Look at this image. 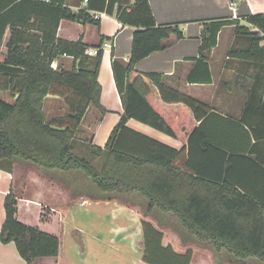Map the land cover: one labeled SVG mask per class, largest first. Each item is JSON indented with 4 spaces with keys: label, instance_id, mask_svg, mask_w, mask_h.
I'll list each match as a JSON object with an SVG mask.
<instances>
[{
    "label": "trees",
    "instance_id": "trees-1",
    "mask_svg": "<svg viewBox=\"0 0 264 264\" xmlns=\"http://www.w3.org/2000/svg\"><path fill=\"white\" fill-rule=\"evenodd\" d=\"M66 0H0V92L11 103L0 99V169L7 171L14 161L33 164L45 170L78 171L103 198L138 194L146 202V212L156 209L171 214L198 242L212 246L245 264L247 260L264 264V202L244 195L225 180L216 181L200 173L186 158L184 148L177 151L137 133L126 126L130 119L167 136L185 138V127L193 119L202 122L209 109L164 85L157 74L139 75L131 82L134 65L150 54L162 51L183 38L177 25L157 26L148 0H87L83 10L72 12ZM91 13L115 17L122 26L132 27V44L126 66L113 58L111 69L123 114L111 130L103 148L88 147L76 140L79 126L89 106L99 105L97 74L102 52L89 57L81 40L69 42L56 37L61 21L99 26ZM253 27L233 21L202 24L198 63L207 68V57L217 44V34L226 25L235 26V39L229 52L255 67L248 106L262 103L264 93V13L245 18ZM37 31L39 36L29 35ZM9 38L4 43L6 32ZM262 35V36H261ZM72 59L69 69L52 68L58 58ZM145 80L158 90L165 104H181L187 110L160 111L148 102L150 90ZM64 90L69 97L61 96ZM57 96L68 111L62 118L48 122L43 102ZM150 101V100H149ZM187 136L192 139L197 126ZM254 138L260 135L251 128ZM88 149L90 160L78 156L79 147ZM86 150V149H85ZM83 150V151H85ZM103 159L100 170L93 163ZM2 244L13 243L25 264L38 259L56 258L59 239L25 225L16 219L17 199L10 190L4 197ZM46 220L45 214L41 220ZM142 226V262L145 264H190V250L177 253L163 246V235L147 221Z\"/></svg>",
    "mask_w": 264,
    "mask_h": 264
},
{
    "label": "crops",
    "instance_id": "crops-1",
    "mask_svg": "<svg viewBox=\"0 0 264 264\" xmlns=\"http://www.w3.org/2000/svg\"><path fill=\"white\" fill-rule=\"evenodd\" d=\"M148 3L155 24L177 25L183 38L165 50L138 61L129 75V81L144 74L161 75L164 85L203 104L209 113L202 122L192 119L190 125L187 123L184 139L167 136L134 119L128 120L126 126L177 151L184 148L186 158L190 159L195 170L216 178V181L225 179L242 194L255 196L264 202V108L257 104L248 106V91L255 67L229 55L235 39V26L226 25L218 32L217 44L207 57V68L197 62L203 23L227 20L252 31L253 27L245 22V18L263 14L264 0H148ZM65 6L75 13L85 9L86 4L83 0H66ZM91 15L99 26L61 21L56 37L69 42L81 40L87 52H102L97 81L100 86L99 105L104 112L89 106L76 140L88 147L103 148L123 114L111 60L113 58L119 64L127 65L134 29L122 26L115 17L106 14ZM27 34L41 35L32 30ZM8 38L9 31L5 34L4 43ZM105 42L111 43L110 48H104ZM2 50L0 61L5 48ZM71 65L72 59L62 57L55 59L51 66L56 70L58 67L69 69ZM145 82L150 90L148 102L153 109L187 110L181 104L163 103L157 88L149 80ZM49 98L63 102L57 96L46 97ZM262 103L264 105V93ZM64 116L60 114L56 118ZM88 116L89 122L86 121ZM193 126L198 128L188 141L187 136ZM251 128L260 135L259 138L253 137ZM70 176V173L57 171L47 173L22 161H14L7 171L0 169V230L5 218L4 197L11 190L17 199L16 219L59 239L56 258L38 259L33 264H145L142 262V221L149 222L162 233L163 246L170 245L177 253L193 248L190 249L191 263L194 252L200 255L199 258H207L204 261L201 259L206 261L202 264L217 262L216 256L211 253L212 246L184 237L182 226L171 214L159 216L154 209L143 214L146 202L138 194L111 198L83 194L68 197L66 178ZM21 203L36 208L35 224L22 214ZM43 214L46 220H41ZM218 254L223 264H243L230 259L224 252ZM250 262L254 263L246 261ZM0 264L25 262L13 243L0 242Z\"/></svg>",
    "mask_w": 264,
    "mask_h": 264
},
{
    "label": "rangeland",
    "instance_id": "rangeland-1",
    "mask_svg": "<svg viewBox=\"0 0 264 264\" xmlns=\"http://www.w3.org/2000/svg\"><path fill=\"white\" fill-rule=\"evenodd\" d=\"M4 52V49L2 50ZM3 55V54H2ZM61 96L65 95L67 98L69 97V95L64 91V90H61L60 92ZM64 96V97H65ZM52 97V96H50ZM63 97V99H65ZM0 99H2L3 101L7 102V103H11V99L10 97L8 96L7 93H3V92H0ZM62 99V100H63ZM59 100H52V98H49V99H46L44 100L43 102V113H44V116H45V119L48 121V122H51L53 121L57 115H64L67 113L68 109L67 107L65 106L64 102H58ZM90 120V116H88V118L86 119V121L89 122ZM86 149V150H85ZM85 150V151H83ZM75 153L78 155V156H81V157H84L88 160H90V155H89V152H88V149L85 148V146L83 147H79L78 150L75 151ZM102 164H103V159H98L96 161H94L93 163V166L97 169V170H100L101 167H102ZM45 172H49L51 173V171H57L59 173H65V172H60L58 170H45ZM70 173V178H66V191H67V195H69L68 197H73L74 195H78V194H83V195H86V196H93V195H101V193L95 188V186L90 182V180L88 178H86L85 176H83V174L81 172H78V171H73V172H69ZM59 175V174H58ZM62 175V174H60ZM66 175V174H65ZM69 175V174H68ZM16 186V184H15ZM15 190V187L14 189ZM15 192V191H14ZM20 208H21V211H22V214H24L27 218V220H29V222L31 224H35V221H36V208L34 206H29L27 204H24V203H21L20 204ZM154 213H156L157 215L161 216V215H164V213L154 209ZM143 214H146V207H143V210H142ZM56 226V221L54 220V226ZM184 235V237H186L188 240L189 239H194V237L190 234H188L184 229H183V232H182ZM187 243H189L188 241H184ZM190 249H193L191 247L187 248V250H190ZM186 250V251H187ZM212 250V249H211ZM191 251V250H190ZM215 257V259L217 260V262H215V264H223L222 263V260L218 257V253H216L215 251L212 250V252ZM200 255L199 254H196L195 252L193 253V262L190 263V264H202V263H206L203 262L204 260H207V258L201 256V258H199ZM229 257L230 259L232 260H235L237 261V259H234L233 257L231 256H227ZM201 259H203V261H201ZM247 261H252V260H247ZM255 264H259L257 263L256 261H254ZM210 264V262H209Z\"/></svg>",
    "mask_w": 264,
    "mask_h": 264
},
{
    "label": "built area",
    "instance_id": "built-area-1",
    "mask_svg": "<svg viewBox=\"0 0 264 264\" xmlns=\"http://www.w3.org/2000/svg\"><path fill=\"white\" fill-rule=\"evenodd\" d=\"M83 1H84L85 4L87 3V0H83ZM110 46H111V43L110 42H105L104 43V48H110ZM97 53H98V51L97 50H94V51L88 52V55H91V56L94 57V56L97 55Z\"/></svg>",
    "mask_w": 264,
    "mask_h": 264
}]
</instances>
